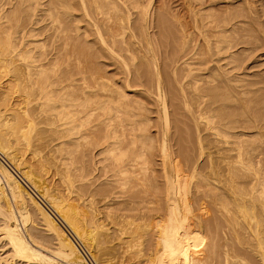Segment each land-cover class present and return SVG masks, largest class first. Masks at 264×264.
<instances>
[{"label": "bare ground", "instance_id": "1", "mask_svg": "<svg viewBox=\"0 0 264 264\" xmlns=\"http://www.w3.org/2000/svg\"><path fill=\"white\" fill-rule=\"evenodd\" d=\"M32 1L16 0L18 5L10 14L2 12L0 8V152L14 166V169L19 170L20 173L23 172L24 178L39 192L55 213H58L62 222L64 221L70 227V230L80 241L86 237L91 240L92 249L94 243L98 246L106 243L107 235L111 233L108 229H104L105 226H103L101 218L99 219L96 214L97 209H93L96 207L93 206L95 202L92 198L93 193L90 197L93 202L86 203L84 201L86 205L88 203L93 204L92 206L90 204L89 209L81 204V200L85 198L83 199L78 195V199H76L77 195L75 198L73 196L74 193L79 194L81 191L75 192L74 190L73 175L75 173L71 175V165L73 161L75 172H81V168H84L79 165V155L83 151L85 152L84 146L86 148L92 144L98 148L101 146L99 152L108 154L103 159L107 158L105 161L108 160L109 162L106 163L109 164L105 165V163L104 165L112 167L110 170L112 174L107 175L111 177L109 180L112 179L116 183L117 190L120 188L124 193L129 190L134 193L133 196L136 195L140 199L139 202L144 203L151 196L149 195L150 191L158 188L155 182L154 188L153 183L150 182L155 173L152 171V162L149 158L154 148L153 142L157 138L149 133L150 123H148L149 118L146 115L139 112L140 117L145 116L139 120L132 118L133 115L135 116L132 114V117L128 118L126 122L120 121L113 125V108L109 107L107 112L98 115L97 123H92V117L101 105L119 103L117 107L120 110L122 103H125L122 101L123 98L127 97L122 86H114L103 71L98 67L89 65L93 58L108 57L123 68L122 73L126 79L127 87L131 85L132 78L133 81L134 79L138 81L150 77L153 80L154 76L155 84L153 81L151 82L154 84L157 100L159 99L161 103L158 102L162 104L161 113L164 120L163 126H161L163 129L161 128L162 137L159 140V151L164 164L165 199L163 203L157 201L156 205L153 204L152 207H150L151 204L137 203L136 209L139 210V217L146 219L144 221L145 231H142L141 228L143 227L141 226L137 228L131 225L125 226L126 229H130L128 233L142 232L144 235L150 233L154 236V240H152L154 248L152 251L149 249L148 264H167L173 259H176L178 264H257L258 262L264 264V132L262 131L264 129V117L259 119L248 117V121L253 122L256 128L254 132L251 131L252 124L248 126L244 123L241 125V129L235 131L239 128L235 125L239 121L238 115L220 113V111L216 113L218 108L225 106V102L216 106L215 100L206 97L209 92L199 91L194 97V99L196 98L194 103L196 111L194 112L197 113H194L196 114L194 116L196 118L200 157L205 155V149L208 150L206 164L198 166L195 163L194 166L192 165L191 179L196 177L197 180L194 178L196 181L194 185H191L190 178L186 179L187 176L182 174L181 177L176 175L178 165L176 166L173 158H171L172 149L169 143L171 136L168 133L171 111H169L168 106V95H170L171 90H174H170V85L164 83V76L162 77V75L165 72L160 67L159 56L155 51L156 47L154 48L153 45L154 41L152 42L148 37L150 34L148 16L152 10L153 0H149L146 4L139 0H63L58 6L62 7L64 14L67 15V25L62 30L64 55L58 53L54 58H52L53 54L52 57L50 56L51 52L46 50L44 44L37 45L39 41L36 43L35 28L32 27V24L31 27L28 26V22L21 15L22 11L31 8ZM187 2L188 10L194 17L192 18L194 19L193 29H195L194 31L200 40L199 42L196 41L197 45L195 48L192 47L195 50L189 56H187L188 51L183 49L184 46L173 53L174 55H169V62L174 68V78L172 77L175 79L173 80L174 83L179 75L177 72H179L180 66L177 70L179 65L177 63L181 59L186 64L185 67L188 68V71H185L186 69L184 70L183 67L180 69L188 72V75L193 74L195 66L197 68L198 65L209 64L207 67H211V62L215 61V63L217 62L215 65L221 68L222 66H219L218 63L220 61L224 63L227 60L228 66L236 61L233 60L231 52L229 54V50L234 46V39L227 36L230 28L220 21H216L213 17H211L213 19H209L210 15L206 11L207 9L205 10L209 1L201 0L199 3L197 2L198 5L194 0ZM54 8L57 9V6ZM75 9H80L84 16L74 13ZM48 13L53 23H57L59 18H53L54 15L50 9ZM134 13H137L135 19L133 18ZM83 17L87 18L86 24L89 28L88 26L83 27L81 24L84 20ZM168 20L166 12L161 14L157 26L161 28L163 35L169 34ZM178 22L179 27H183V22L180 20ZM235 24L234 28L236 27ZM58 25L61 27L60 24ZM184 28L187 29V27ZM73 31L76 33L74 38ZM191 31L193 32V30ZM141 35L145 36V42L141 40ZM183 39L185 38L183 37ZM193 49L190 48L192 51ZM62 58L66 59L68 63L75 59L74 62L77 65L75 74L69 73L70 70L63 72L61 68L56 66L57 61ZM147 58L150 60L147 62L150 66L152 64L153 70L147 67L146 61L144 62L145 65H137L138 61L142 64V60H148ZM88 62L89 64H86ZM239 66L241 67L240 64H231L230 68L231 70L232 68L237 69ZM172 69H170V74ZM197 69L199 70V68ZM212 69L217 70L218 68L211 67V72ZM227 71L224 69L223 73H220V77L230 72ZM180 72L184 73L181 70ZM77 74H80L78 79L83 80V85L78 86L79 88L76 87L77 84L75 83L78 80L74 77ZM182 75L186 76L185 74ZM182 75H179L180 78H178L181 79ZM225 77L223 78L226 80ZM3 78H6V83H3ZM191 78L193 81L195 80V84L194 88L189 87V90L187 89L188 93L192 90L195 92L194 89L199 88L194 75ZM184 79H188V76ZM189 81L191 79L187 83ZM2 83L5 85L3 86ZM183 86L185 85L183 84ZM226 87L227 94H231L230 86L227 85ZM191 88L192 90H190ZM185 90L182 88L185 99L182 98L184 102L186 101L185 104H188L187 100L190 98L188 99L187 96L192 97L195 94L192 93L193 95L190 96V93H187L188 95H186L187 90ZM172 91L171 93H173ZM113 93H116V97ZM124 105L127 106L126 103ZM140 107L141 110L144 109L143 104ZM127 112L129 111L127 110ZM118 113L117 111V115ZM143 121L145 124L142 123ZM100 126L105 129L99 130ZM202 131L207 132V134L204 135ZM255 132L261 136V141L242 138L244 135L247 136ZM47 133L49 135L53 133L54 139L59 140L58 145L54 147L58 148L57 150L61 152V155H64L60 171L57 169L58 174L65 175L64 182L67 183V187L64 194L49 187L40 174L47 172L49 159H39L40 169L38 170L41 171L40 173L36 167L33 169L27 165L26 162L28 161L24 159L28 152L34 158L39 155V150L46 141ZM54 144L56 145V143ZM99 152L98 155H100ZM39 156L41 157V153ZM93 156L95 157V155ZM49 157L51 156L49 155ZM101 166L104 171L105 166L102 163ZM107 169L110 168L107 167ZM107 169L106 173L108 172ZM199 169L201 172L197 174ZM15 174L0 159V221L2 222L0 238L6 241L11 250V263L16 264L17 261H20L19 264H88L81 249L77 247V244H73L75 241L73 237L65 231L64 226L59 224L42 202L37 200L38 197L32 196L34 193L31 194L30 190L26 189ZM80 175L76 176L80 177ZM184 180L187 184L191 222L182 221L176 211L175 192L177 183ZM128 184L131 185L130 189L127 188ZM82 190L85 191V189ZM201 200H204L205 203L202 204ZM133 203L129 204L132 206ZM34 211L38 212L44 220L46 229L58 239V246L56 249H52V253L37 239L29 236L27 234L29 232H26L27 228L21 227L22 224L27 225V221L33 216ZM155 218H159L160 221L154 222ZM126 221L128 222V220ZM123 229L124 227L121 230ZM121 230V233H126V231ZM204 231H209L214 239L217 235L219 237L216 238H220L216 242L214 239L212 240L210 253H206L207 250L203 246L205 238L208 237L204 235ZM233 240L234 242L240 240L241 243L235 242L236 245ZM193 244H195V253H191ZM240 244L241 246H238ZM135 254L139 258L144 255V252L138 250ZM256 256L259 257L257 262ZM0 259L1 262L10 263L8 262L9 258L2 260L1 257ZM123 260L121 261L124 262L125 260ZM122 262L121 264H125Z\"/></svg>", "mask_w": 264, "mask_h": 264}, {"label": "rangeland", "instance_id": "2", "mask_svg": "<svg viewBox=\"0 0 264 264\" xmlns=\"http://www.w3.org/2000/svg\"><path fill=\"white\" fill-rule=\"evenodd\" d=\"M75 1H77V0H75ZM139 1L146 4L149 0H139ZM187 1L186 0L185 1L184 0H172V1L153 0L152 10L148 16V22L150 23V27L148 29L150 34L148 37L151 39L152 42L154 41L153 45H154V48L156 47L155 51L157 52V55L159 56L158 58H159L160 67L165 72V73H163L164 75H162V77L164 76L163 77L164 83L167 85H170V90L171 89L174 90V91L171 90L173 93H171V91H170V93H169L170 95H168L169 96L168 106H169V111H171L170 112V114H171V116H170V118H171L170 119V129H169L168 133L171 136V140L169 141V143L171 145V149H172L171 158H173L172 160L174 161V163H176V166L178 165L176 175L178 177H181V174H182L185 177L187 176L186 179H188V178L191 179L192 172H193L192 165L194 166L195 163H197L198 166H202V165L206 164L207 150H208V149L207 150L205 149V151H206L205 155L203 154L202 155L203 157H200V154H199L200 148H199V144L197 142V130H196V123H195L196 118L194 116L197 114L196 112H194V111H196V109H195L196 107L194 104L196 98L194 99V97H196V94L199 91L200 92L203 91L204 93L209 92V94H206L207 95L206 97L215 100L216 106L219 105V103L225 102L224 103L225 106H221L220 108H218L216 110V113H218L220 111V113L221 112L227 113V114L232 113V115H236V114L238 115L239 121H237L235 123V125L239 128L235 129V131H238L239 129H241L242 128L241 125H243V123H244V125H248V126L252 124L251 126H253V128L251 131L254 132L256 128L254 127L253 122L250 123L248 121V119H249L248 117H251V118L256 117L258 119L260 117H264V0H208L209 2L206 5L205 10L207 9L206 11L210 15L209 19L211 17H213L214 19H216V21H218V22L220 21L222 24H224L230 28V30H229L230 32L229 31L227 32V36L234 39V42H233L234 46L232 49L229 50V54L231 52V55L233 56L232 57L233 60L234 59L236 60L235 62L233 61V63L240 64L241 67L239 66V68H237V69L232 68V70H231L230 65L231 64L235 65V64L231 63L228 66V64H226L227 60H225L224 63H223V61L218 62L219 66H222L221 68H219V67H217L218 65H215V64H217V62L215 63V61H213V63L211 62V67H216V69L218 68L217 70L212 69L213 71L211 72V67H209V66L207 67V65H209V64H207L205 66L198 65L201 67V69H200V67L197 66V68H199V70H198L195 66V68L198 71L194 68L195 71L192 72L193 74L188 75L187 74L188 72L187 73L185 72V71H188L187 70L188 68L185 67L186 64H184L183 60L181 59L177 63V64H179L178 67L176 66L177 70H178L179 66H180V68L183 67L184 70L185 69L186 70L184 71V70H182L183 68L182 69L179 68V72H177V70H176V72L179 73V75L185 74L186 76L182 75L183 77H181V79H179L180 77L177 74L179 78L177 77V81H175V83H174V81H173V80H175V79H173L174 78V76H173L174 68L170 64L171 62H169L170 56H172L173 53L179 51V48L181 46L182 47L184 46L183 49L188 51V52L187 51L186 52L189 53L187 55V56H189L195 50L192 47L195 48V46L197 45L196 41L199 42V40H200L199 36L196 34V31H194L195 29H193L194 27L192 25L194 24V19H192V18H194V17L192 16L193 14L188 10V7H187L188 2ZM196 1L194 0V2L198 5V3L201 0L200 1L198 0L197 1L198 3ZM62 2H63V0H60V3H59V0L58 1L57 0H33L31 8L26 10V11L24 10L21 13L23 19L28 22V26L31 27V24H32L33 25L32 27L35 28V34H36L35 37L37 39L35 37H34V39H36V43L39 41L37 43V45H39L40 43L44 44L46 50L51 52V54H50L51 57L53 54L52 58H54L56 55H58V53H61L64 55V51H63L64 50V37L62 34L63 33L62 30L65 28L64 26L67 25V15L64 14L62 7H59ZM211 3H213V4H211ZM17 5L18 4H17L16 0H13V1L12 0L11 1L10 0H0V8L2 9L1 11L8 13V14L13 12V10L17 7ZM55 6H57V9L54 8ZM11 8H12V10H11ZM49 9H50V12L54 15L53 18H55V17L59 18L57 23L56 22L53 23V20L50 17V14L48 13ZM58 11H59V13H58ZM75 12L79 13L80 15L82 14V16H84L83 12L80 9L79 10L75 9L74 13ZM164 12H166V16L169 19L167 26H170V27H168V29H170V31L172 30L171 32L168 31L169 34L166 33L165 35H163L161 28L159 26H157L159 24V18L161 16V14H164ZM133 16H134L133 17L134 19L137 18V13H134ZM213 18H211V19H213ZM86 19L87 18H84V20L81 22L83 27L88 26L86 24L87 23ZM177 19L180 20V22H183L182 23L183 27L181 26V28L187 27V29L186 28L181 29L179 27L180 24H179ZM229 20H231V22H229ZM192 21H193V23H192ZM232 22H234V23H232ZM58 24H60L61 27H59ZM229 24H231V25H229ZM234 24L236 26L235 28H234ZM88 28H89V26H88ZM231 28H233V29H231ZM180 29H181V31H180ZM191 30H193V32ZM182 31H183V34H182ZM191 32H192V34H190ZM72 35L74 38L76 33L73 31ZM183 37L185 39H183ZM140 38L143 42L146 41V38L144 35L143 36L141 35ZM90 44H92V43H90ZM190 48L193 49V51L190 50ZM36 50H38V49H36ZM168 56H169V58H168ZM187 56H185V57H187ZM63 60H65V61H63ZM74 60L75 59L70 60L69 61L70 63H68V61L66 59L62 58V59L57 61L56 66L61 68L63 72H64V70H66V71L70 70L71 72L69 71V73L75 74V72H77L76 71L77 65L74 62ZM238 60H239V62H238ZM53 61H55V60L53 59ZM142 61H143V63H142ZM142 61H141L142 64H140V61H138L137 65L142 66L144 64V62L146 61L145 63L147 65V67H149L150 70H153L152 64L150 66L148 63L150 61L149 59L148 60L143 59ZM92 63H93V65H91ZM92 63L90 62V64H89V62H88L86 64H89L90 66H93L96 68L98 67V69L103 71L104 75L106 77H108L111 84H113L114 86H122L125 90V94L127 95V97L123 98V100H122L123 102L126 103L127 106L124 105L125 103L124 104L122 103V109L119 110L117 107V105L119 103H105V105H101V107H99V109L96 110L94 116L92 117V123H97L96 118L98 117V115L107 112L109 107L113 108V113H114L113 121H112L113 125H116L120 121L126 122L128 118L132 117V114H135V116L133 115L132 118L140 120V118L145 117V116H142V117L139 116L138 113L142 112L143 115H146V117L149 118V122H148V120H145L146 122L150 123V125L148 124L150 127L149 133L152 134L153 136H156L157 139L159 138L158 141L156 139L153 142L154 148H153L152 153H151L152 155H150V157H149L150 162H152L151 163L152 164L151 165L152 171L155 173L154 177L152 178V180L150 182H151V184L153 183V188H154V182H155V185H157V187H158L157 189L154 188V190L150 191L151 193H149V195H151V196L148 195L149 198L147 199V201H149V200L150 201L149 202L145 201L144 203H142L141 201L139 202L140 199H138V197H136V195L133 196L134 193H131L129 190H128V192H125V193L123 191H121L120 188H119V190H117L118 188L116 187V183L113 182L112 179L109 180V178H111L110 175L112 174V171H110L112 169V167L105 166V165L109 164V163H106L109 161L108 160L105 161L107 158L103 159V157L105 158L108 154L99 152L101 149V146L99 148L97 146H95L94 144H92V145L89 144L90 145L89 148L88 147L86 148L84 146L83 148H84L85 152L83 151V148H82L81 150L83 152L80 153V155H79V159H80L79 165L83 166L84 168H81V172H79V171L75 172L74 171L75 170V164L73 163V161H72V165H71L70 173H71V175L73 173H75V175H73V181H74L73 187L75 188L74 190H75V192L81 191L79 194L74 193L75 195L73 194V196L75 198L77 195L76 199H78V195H80V197H82L83 199L85 198L86 200L85 199L81 200V204H83V206L85 208H88V209L90 208L91 203L87 204V205H89L88 207H86L87 206L86 203L91 202L92 201L91 199L94 198V200H93V201H95L94 205L91 204V206L92 205L94 207L96 206L95 208H93V207L92 208L97 209L96 214L99 217V219L101 218L100 220L104 224L103 226H105L104 229L105 230L108 229V231H110L109 233H111V234L107 235V238H106L107 242L106 243L102 244L101 246H98V245H96V243H94V246L92 249L91 240L88 237H86L85 239L80 241L79 238L76 235H74L73 232L70 230V227L66 223H64V221L62 222V219L60 218L58 213L57 212H56L57 214L55 213V211L52 209V207H50L48 205L46 200L44 198H42V196L39 194V192H37L33 188V186L24 178V176L22 175L23 172L20 173L19 170L14 169V166L9 161L8 162L12 166V168L9 165H7L5 162H3V161L2 162L5 165H7V167H9V169L14 174L16 173L15 175L19 178L20 181H22V183L26 187V189L30 190L29 192H31V194L34 193V194H32V196H34V197L36 196L35 198L38 197L37 200L39 202H42V204L47 208V210L49 212L52 213V215L58 220L59 224L62 227L64 226L63 228L65 229V231H67V233H69L72 237L74 236L75 238H77V240L79 241L81 246L91 254V256L94 258V260L96 261L97 264H121V262H122L121 260H123V259L125 261L123 260L124 262H122V263H125V264H138V263L139 264H148L147 257L150 254V251H152V249L154 248V243L152 241V240H154V236L151 235L150 233H147L144 235V233H142V232H139L141 234H139V233L131 234V233H128V231L130 229H126V227L130 226V225L135 227V228H137L138 226H141V227H143V228H141V229H143L142 231H145L146 229H144V227H145L144 221L146 219L139 217L140 216V215H138L139 210L136 209V207L138 206V204H144V205L145 204L146 205L151 204L150 207H152L153 204L156 205L157 201H158V203H163L164 199H165V194H164L165 180L163 178V176H164L163 174L165 172H164L163 158H162L161 152L159 151L160 150V141L159 140H160V137H162V129H163V127H161V126H163V120L164 119H163V116L161 113L162 104H160L161 102L159 99L157 100L158 97L156 96V90L154 89L155 78H154V76H153V80L151 77L150 78H143L141 80H138L139 82L135 81L136 79H134V81H133V78H132L131 83H130L131 85L127 87L126 79L123 77L124 75L122 73L123 68L120 67L114 60L109 59L108 57H98V58H93ZM213 65H215V66H213ZM193 67H194V65H193ZM202 67H203V69H202ZM170 69H172L171 74H170ZM219 69H221V70L219 71ZM224 69L228 70L227 72H229V71L230 72L225 75L226 77L223 75H222V77H220L221 76L220 73L221 72L223 73ZM180 70L183 71L184 73L180 72ZM180 73H182V74H180ZM192 75H194V79L195 78L197 79L196 84L198 83L197 85L199 87L198 88L199 90L194 89L195 90V92H194L191 88L190 90H192V91L189 92L190 96L193 95L192 93H194L195 95H193L192 97H189V95H188L189 89L188 88L189 87L194 88V84H195V80L193 81L191 78ZM78 76H80V74H77L74 76L78 80L75 82L77 84L76 87L83 85V80L81 81L80 79H78V78H80ZM187 76H188V79H184V78H187ZM223 77H225L227 81ZM178 79H179V81H178ZM190 79H191V81H189V83H187L188 80H190ZM5 80H6V78L2 79L3 83H6ZM151 81H153L154 84ZM181 81H184V83H181ZM3 83H2V85L4 86L5 84H3ZM183 84L186 87L183 86ZM227 85L230 86V88H231L230 89L231 94H227V87H226ZM182 88H183V90L188 89L187 91L185 90L186 95H188L187 98L188 99L190 98L189 100H187L188 104H185L186 101L184 102L185 97L182 94ZM113 95H114V97H116V93H113ZM208 95H210V96H208ZM211 96H213V97H211ZM182 97H184V99ZM191 99H193V100H191ZM142 104L144 106V109L141 110L140 106ZM186 105H188V106H186ZM126 109L129 112H127ZM117 111L119 112L118 115H117ZM244 111H245V113H244ZM194 113H196V114H194ZM145 121H143L142 123L145 124ZM256 123L259 124V122H256ZM39 127H42V125L41 126L39 125ZM98 129L102 131L105 128L103 126H100ZM262 131L264 132V129H262ZM202 133L204 135L207 134V132L205 133L203 131H202ZM54 138H55V136L53 133H50V135H49V133H47L46 141H45V143L43 142L44 145L41 146V149L39 150L41 153V157L39 156L40 155V153H39V155L38 156L36 155V158H34V156L28 152V154L26 153V155L24 156V159H25V161L26 160L28 161V162H26L27 165H30L31 168H33V169H35L34 167H36V170L40 169L39 168V162H38L40 158H42L40 160H44V159L46 160V158H47V160L49 159L48 160L49 164L47 165V168H48L47 172L43 173L39 170H38V172L39 173L41 172L40 174L43 177V180L46 182V184L49 185V187H51L54 190H57L59 193L64 194V192H65L64 190L67 187V185H66L67 183L64 182L65 175L58 174L60 171V167H61L60 166L61 161H63L64 155H61V152H59L57 150L58 148L54 147V146H57L59 143V140L54 139ZM242 138H244V139L247 138L250 140H251V138L253 140L256 139L257 142L262 140L261 136L258 133L256 134V132L251 133L247 136L244 135ZM51 140L54 142H52ZM48 141H50L52 144ZM54 143H56V145ZM52 150H54V151H52ZM97 151L99 152L100 155H98ZM95 152H96V154H95ZM83 153H85L84 156H82ZM47 154H48V156L50 155L51 157L48 158ZM93 155H95V157ZM108 159H111V157H108ZM50 160H51V162H50ZM100 162L103 164V166H105L104 171H103V167L101 166ZM29 163H31V164H29ZM107 167H109L110 169L108 170ZM106 169L108 170L107 173H106ZM200 172H201V169H199V171H197L196 173L198 174ZM109 173H110V175L108 177L107 174H109ZM76 175H80V177H78ZM194 178H196V177H193L191 179V185H194L195 181L197 180V178H196V180ZM130 186L131 185L128 184L127 188L130 189ZM82 189H85V191H83ZM155 189L158 191H156ZM86 190H88V191H86ZM89 191H91V192H89ZM85 192H86V194H85ZM91 193H93V197L90 199V197L92 196ZM81 194H83V195H81ZM89 194H91V195L89 196ZM156 199H158V200H156ZM77 201L79 202L80 199ZM84 201H86V203ZM201 201H202V204L205 203L204 200H201ZM131 202L132 203L134 202L132 204V206H131V204H129ZM175 202H176V211H177V214L179 215V218L184 222H191L190 206L188 204L189 198H188V193H187L186 180L178 181L177 187H176V192H175ZM195 205L197 206V204H195ZM152 213H153V211H152ZM123 214H124V216H122ZM152 218H154V217H152ZM126 220H128L129 223ZM132 221H133V223L135 222L136 224L135 223L133 224ZM158 221H160L159 218L154 219V222H158ZM27 222H26L27 225L25 224L26 226L20 222V225L21 224L23 225V226L21 225V227L23 229L27 228L26 232H29L27 234H29V236H32L35 239H37L41 244H43V246L45 248L47 247L46 249L49 252L52 253V249H56L58 246V239L50 231H48L46 229L45 222L42 219V217L39 216L38 212L34 211L33 216ZM1 223L2 222L0 221V226H1ZM138 224H140V225H138ZM123 227H124V229L121 230ZM120 230L126 231V233H123V232L121 233ZM204 232H205L204 235L208 236V237H206L207 239L205 238V244H203V246L207 250L206 253H208L210 251L211 245L213 244L212 240L214 239V237L211 233H209V231L208 232L204 231ZM217 236H215L216 240L214 239V242L217 241V239H218V238H216ZM1 239L2 238H0V258L2 257V260H6L7 258H9L8 262H10V263H8V264H15V263H11V259H12V257H10L11 250L9 249L8 244L6 243L5 240H3V239L1 240ZM129 241L130 242L132 241V242L130 243ZM230 241H232V240H230ZM244 241H242V244H244L243 243ZM136 242H138V243H136ZM233 242H234V240H233ZM235 242H237V241H235ZM230 243H232V242H230ZM237 243H241L240 240ZM4 244H5V247H4ZM73 244H77V242L74 241ZM206 244H208V246H205ZM132 245H133V247H132ZM194 246H195V244H193V246L191 247V253H195ZM238 246H241V244ZM77 247H79L78 244H77ZM133 248H134V250H131ZM127 249H128V251H127ZM149 249H150V251H149ZM138 250H143V252H144V255L143 256L141 255L139 258L136 257V254H135L138 252ZM8 255H9V257H8ZM131 255L132 256L134 255L135 257L134 256L132 257ZM255 260H256V262H257V260L259 261V257L256 256ZM19 263H20V261L16 262V264H19ZM0 264H7V263H5L4 261L1 262V259H0ZM32 264H35V263H32ZM36 264H39V263H36ZM167 264H178V263L176 262V259H173L171 261H168ZM257 264H261V263L258 262Z\"/></svg>", "mask_w": 264, "mask_h": 264}, {"label": "built area", "instance_id": "3", "mask_svg": "<svg viewBox=\"0 0 264 264\" xmlns=\"http://www.w3.org/2000/svg\"><path fill=\"white\" fill-rule=\"evenodd\" d=\"M0 159H1V161L5 162L7 165H9L12 168V166L9 164L8 160L5 158V156H4V154L2 152H0ZM73 239L77 242L78 246L80 247L81 252H82L84 258L86 259L87 263L88 264H97L96 261L94 260V258L91 256V254L88 251H86L81 246V244L79 243V241L77 240V238H75L73 236Z\"/></svg>", "mask_w": 264, "mask_h": 264}]
</instances>
